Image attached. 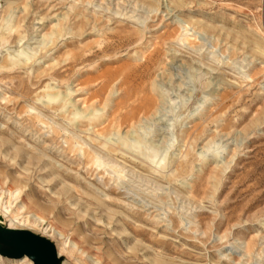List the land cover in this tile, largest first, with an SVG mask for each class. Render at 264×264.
<instances>
[{
  "label": "rangeland",
  "instance_id": "374dc122",
  "mask_svg": "<svg viewBox=\"0 0 264 264\" xmlns=\"http://www.w3.org/2000/svg\"><path fill=\"white\" fill-rule=\"evenodd\" d=\"M0 226L264 264V0H0Z\"/></svg>",
  "mask_w": 264,
  "mask_h": 264
},
{
  "label": "water",
  "instance_id": "95a60500",
  "mask_svg": "<svg viewBox=\"0 0 264 264\" xmlns=\"http://www.w3.org/2000/svg\"><path fill=\"white\" fill-rule=\"evenodd\" d=\"M0 256L9 260L28 258L33 264H61L53 242L29 230L0 226Z\"/></svg>",
  "mask_w": 264,
  "mask_h": 264
},
{
  "label": "bare ground",
  "instance_id": "6f19581e",
  "mask_svg": "<svg viewBox=\"0 0 264 264\" xmlns=\"http://www.w3.org/2000/svg\"><path fill=\"white\" fill-rule=\"evenodd\" d=\"M182 30H183V32H185L186 33V27L185 26H183L182 27ZM144 108V107H143ZM147 108V107H146ZM148 109V108H147ZM149 111V110H148Z\"/></svg>",
  "mask_w": 264,
  "mask_h": 264
}]
</instances>
